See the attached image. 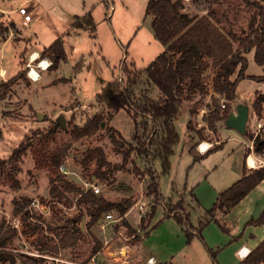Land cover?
<instances>
[{"label":"rangeland","instance_id":"obj_1","mask_svg":"<svg viewBox=\"0 0 264 264\" xmlns=\"http://www.w3.org/2000/svg\"><path fill=\"white\" fill-rule=\"evenodd\" d=\"M22 1L13 0L9 3L4 0L3 6L7 9L17 8ZM113 1L108 4L107 0H86L85 3L83 0H41L42 4L39 6L34 3L25 4L33 17L32 22L26 25L22 24V17L16 11L9 15L10 20L0 18V25L7 26V30L0 31V66L6 68L7 77H11L20 69L19 57H21L24 61L26 77L9 82L5 89L0 87V157H8L20 143H29L18 163L19 187H11L7 177L4 174L0 175V219H4L7 228L16 230L15 236L5 248L6 251L13 253L15 262L7 261L0 264H147L148 253H159L164 256L171 254L170 259L174 264H211L210 257L205 253L199 239L196 238L190 245L183 246L181 240L184 238V233L173 218L165 216L164 203L155 202L152 194L146 193L150 181L149 171L155 167L157 172L161 169L155 143L149 147L148 155L137 156L135 151L130 152L126 166L115 171L110 180L93 177L96 169L95 160L91 159L86 163L83 160L88 149L101 146L111 166L122 163L128 143H135L132 138L135 124L126 109L117 112L107 109L104 104L96 101L95 94L100 92L113 76H118L124 81L123 64L133 72L136 67H144L164 49L163 44L152 34L151 17L145 14L148 0ZM184 2V10L190 15H201L209 9L215 10L220 24L237 33L247 28L254 10L243 0H184ZM89 9H92L96 27L93 33L89 28L73 27V14H85ZM65 31L68 32L63 37L65 59L58 68L54 70L48 68L42 81L32 83L27 74L29 69L27 61L32 52L29 50L35 44L39 49L49 45ZM7 37L19 41L2 44L1 39ZM83 56L88 57V62H84ZM245 56L247 58L245 72L260 74L262 66L254 61V51L247 52ZM41 58L43 57L38 52L37 60ZM131 62H134L135 66ZM79 67L81 70L77 69ZM61 77L68 80L56 79ZM5 79L0 78V83L6 81ZM51 79L56 80L54 83L44 84L45 80ZM205 81L210 83L209 76ZM256 88H262L263 91L259 92L264 94V87L262 85L258 87L256 80L241 79L236 88L235 99L236 104L246 105L250 112L246 127L254 138L258 139L257 143L251 144L250 141L255 150L264 142V122L257 121V117L253 119L251 117ZM133 90L135 103H141L148 97L153 98L159 94V90L149 84L145 76L137 81ZM197 97L198 95L183 102L181 114L174 122L179 139L171 146L172 153L168 158L170 174L160 177L164 201L176 202L184 195L190 203L189 210L191 206L196 208L197 204L188 190L182 193L176 186L182 187L186 171L189 170L190 165L192 166L191 160H194V153L189 151L191 135L199 140L196 134L188 130L187 122L191 119L192 124L197 128L205 125L202 115L206 110L204 105L209 100V96L199 106L197 114L190 115L188 111ZM131 109L134 112V107ZM102 110L114 112L109 122L120 132L117 139L123 141V147L117 146L112 141L109 132L105 129V122L94 134L81 137L73 134L75 125L81 126L87 117ZM38 113L42 114L41 119H38ZM61 114L64 116L65 126L61 127L58 124L59 127L55 132H49ZM261 114L263 117L264 108ZM137 119L142 122L143 117L138 115ZM150 120L148 118L147 127L142 128V139L149 136L151 139L153 135L156 141H160L159 137L163 134L160 128L161 120L154 122ZM258 122L262 123L261 127L257 126ZM218 128V133L212 134L211 131L204 129L203 134L205 137L211 139L216 137L220 140L221 136L225 139L227 134L235 131L234 128L227 126L224 120L218 123ZM235 144V141H227L224 149L212 156L214 161L219 160L217 163H220L221 154L224 159L229 156L223 162L224 166L215 172V176L222 174L224 170H237L235 156H231L232 154L224 156V153L230 151ZM219 145L220 143L215 146ZM66 146L67 154L61 163L68 171V173L62 172L65 179L80 185H83V181H91L99 186L98 193L111 201L131 199L133 204L122 218L135 230L133 234L129 233L127 227L121 225L122 218L119 222L108 223L104 230L98 222L90 231H86L85 216L83 238L75 248L77 250L59 246L61 226L68 217L74 216L79 210H84L82 204H76L75 192L66 194L71 203L64 199L62 202L54 201L48 193L49 180L55 175L52 171L51 157ZM262 148L264 149V145ZM262 153L264 155V151ZM208 161L205 158L202 162L203 166H207ZM200 168V165H197L194 169L198 178ZM230 185L223 187L222 191ZM204 188L203 186L201 191L208 202L210 194L208 189ZM21 196L31 199L27 206L29 214L26 217L23 212L13 211L12 199ZM32 201L35 204H32ZM140 205H143V208H139ZM153 205L155 209L150 216L149 212L152 211ZM198 207L202 212V205L199 204ZM112 213H115V216L119 215L116 210H112ZM142 217L143 226H140ZM169 218L172 220H168ZM193 218L196 220L197 216L194 215ZM161 221L160 226L156 228ZM164 221L167 224L162 225ZM14 223L16 226H12ZM142 234L146 240L139 238ZM96 239L100 241L101 246L91 257V247ZM139 239L140 242L144 240L145 245L138 248L135 245L138 244ZM86 258L88 261L83 262ZM155 264L160 263L155 262Z\"/></svg>","mask_w":264,"mask_h":264},{"label":"trees","instance_id":"obj_2","mask_svg":"<svg viewBox=\"0 0 264 264\" xmlns=\"http://www.w3.org/2000/svg\"><path fill=\"white\" fill-rule=\"evenodd\" d=\"M243 1L246 5L252 6L254 10L251 13L247 28L237 33L233 29L221 25L220 19L213 9H209L201 15H190L184 10V0H148L145 14L151 17L152 34L155 39L163 44V51L158 53L144 67H136L133 72L123 64L124 81L118 76H113L102 90L95 94L96 101L104 104L107 109H112L114 112L126 109L125 111L135 124L132 133L135 143H128L122 163L113 166L107 159L103 147L95 146L88 149L86 160H83L85 163L91 159L95 160L96 169L93 177L110 180L115 171L126 166L130 152L135 151L137 156L148 155L149 147L155 143L161 169L159 172L153 169L149 171L150 181L146 193L152 194L155 202L164 203L165 216L173 218L182 227L186 242H190L194 236H199L203 240L202 229L209 222H214L219 228L226 230V227L215 217L216 211L220 210L227 213L264 178V164L250 170L244 169L238 180L218 194L213 205L205 210L204 217L198 219L197 224L191 221V213L188 209L189 202L184 195L176 202L164 201L160 189V176L166 174L170 168L168 158L172 153L171 146L177 143L179 139L174 122L181 114L184 100L193 99L198 95L188 109L190 115H195L198 113L203 100L209 96V100L204 105L206 110L202 115L205 125L197 128L192 124L191 119L186 125L190 132L202 139L205 137L203 134L205 128L215 133L217 122L226 119L231 111L232 102L236 98V88L241 79L251 78L256 81H264V0ZM0 14V18L3 17V14ZM73 27L76 29L89 28L92 33L96 29L90 12L82 16H75ZM1 30H7V26L0 25ZM251 50L254 51V61L263 67L260 75H250L245 72L247 68L245 55ZM41 54L51 58V67H57L60 59L64 58L65 55L62 39L58 37L43 47ZM20 62L21 65L24 64L23 60ZM131 64L135 66L134 62ZM142 76H145L147 82L159 90V94L153 98L148 97L141 103H135L133 87ZM208 76L210 83L205 81ZM18 78H26L23 69L8 80L1 81L0 87L5 89L9 82ZM222 98L224 99L223 107L221 106ZM263 104L264 94L256 91L252 106L258 119L262 117ZM131 107H134V112H132ZM114 112H104L103 110L94 112L86 118L81 126L75 125L73 127V134L76 137L94 134L102 126V122H105V129L109 132L112 141L117 146L123 147V141L117 139L120 132L109 122L113 118ZM138 115L143 117L142 122L137 119ZM148 118L152 122L161 120L160 128H162L163 134L159 137L160 141H156L153 135H151V139H149L150 136L142 139L141 131L142 128L147 127ZM58 127L59 125L55 122L49 132H55ZM243 135L252 140L253 143H257L258 139L254 138L247 127ZM263 145L264 142L260 143L258 150L262 151ZM28 146L29 143H20L8 157H0V175L4 174L9 185L13 188L19 187L17 174L20 168L18 163ZM66 154L67 146L59 149L51 157L52 171L55 175L49 180L48 193L54 201L62 202L64 199L70 202L66 194L67 192H75L77 194L76 204L83 205L84 210H79L74 216L68 217L61 226L62 233L59 235L58 242L61 247L77 250L75 248L83 238V231L80 228L83 215L87 218L85 230L90 231L109 211L116 210L119 215L123 216L132 206L133 201L129 198L111 201L103 194L94 192L91 187L83 190V185L65 179L64 174L59 171V165L63 162ZM189 192L191 197L195 198V195L191 191ZM30 200L26 196L14 197L12 199L13 211L15 213L23 212L26 217L29 214L27 206ZM151 209L150 216L153 214L155 206L153 205ZM143 221L144 218L142 217L140 226H143ZM249 222L256 224L264 222V209L257 218L251 219ZM121 225L127 227L130 234L134 233L135 230L123 218ZM117 227L116 225L115 228ZM15 234L16 230L7 228L4 225V219H0V262H15L13 253L5 250ZM100 246V241L96 239L95 244L91 247V257L99 250ZM205 246L211 254L214 264H217L215 251L209 246ZM87 261V258L83 260V262ZM245 261L251 262V264L259 262L264 264V239L251 251Z\"/></svg>","mask_w":264,"mask_h":264},{"label":"crops","instance_id":"obj_3","mask_svg":"<svg viewBox=\"0 0 264 264\" xmlns=\"http://www.w3.org/2000/svg\"><path fill=\"white\" fill-rule=\"evenodd\" d=\"M12 1L13 0H7V2H9V3ZM40 1L41 0H30L27 3H34V4L39 6L42 4V2H40ZM84 1L86 2V0H83V3H85ZM107 2H108V4H110L111 2H114V1L113 0H107ZM3 3H4V0H0V13H2L3 18L6 19L7 17H10L9 15L14 13L16 7L11 8V9H7L5 6H3ZM2 11H4L6 14H4ZM87 12L91 13L92 9L87 10L85 12V14ZM82 15H84V14L78 15L75 13V14H73V17L82 16ZM91 15H92V13H91ZM32 19H33V17L28 22H32ZM28 22H23V19H22L23 25H26ZM66 34H68V32L65 31L61 36H59V38L62 39L63 48H64L63 37ZM18 36H20L19 33H18ZM1 40H2V44L6 43L8 41H10V42L14 41L12 39L10 40L9 37H7L6 39H1ZM18 41H14V42H18ZM44 47H46V46H44ZM42 49H43V47L41 49H39L37 44H35L34 46L31 47L29 52L32 51L31 54L33 52H37V54H38V52H39V55H40L41 54L40 52H42ZM64 52H65L64 58L60 59L57 67H51V65H50V67H49L50 70H54V69L58 68L61 61L63 59H65V57H66L65 48H64ZM41 57L45 58V62H47L48 60H51V58L48 55H42L41 54ZM83 58H84V62H88V57L83 56ZM21 60H23V58L19 57L20 69L13 76H15L20 70L25 69L24 64L21 65V62H20ZM29 61H30V59L28 57L27 62H29ZM77 69L81 70V67H79ZM262 70H263V67H262ZM46 71H47V69L46 70H39V72H40L39 79L36 81L32 80V83L37 82V81H42ZM260 74H250V75H260ZM13 76H11V77H13ZM6 77H7L6 68L0 66V78L5 79ZM11 77H7V78L9 79ZM56 79H61V81L68 80L65 77L56 78ZM56 79H51L50 81L45 80L44 84L47 82L54 83V81ZM259 85H262L264 87V81H257V86L259 87ZM260 90L263 91L262 88H256L255 93H256V91H260ZM235 104L236 103L234 100L232 102V107H234ZM263 108H264V104H263ZM249 113L250 112L248 110V115H249ZM251 117H252V119H253V117H256V114L254 113L253 109L251 112ZM256 119H257V121L262 120L264 122V116L261 117L260 119H258V118H256ZM221 121L222 120L217 122L216 133H218V130H219L218 123ZM206 130H209V129L205 128V131ZM212 134H214V133H212ZM218 137L220 138V135H218ZM200 140H204L205 144L212 143V144H210L211 146H210V148H208V150L206 152H200L198 150L196 144ZM229 140L235 141L236 144L234 147L230 148V151L227 150L224 153V156H228L230 154H232L231 156H235L234 157L236 159L235 160L236 161V168L235 169H237V170H235V171H233V170L225 171L224 170L222 172V174L215 176V172L219 168L224 166L223 162H225L229 156L226 157V159H224L223 154H221V158H220L221 164L217 163V161H219V160L214 161L212 159L213 158L212 156H214L217 151H222L224 149L225 144ZM250 141L252 142V140L247 139V137L245 135L239 133L237 130H235L234 133H232V134H227L225 139L221 136L220 140H217L216 137L211 139L208 136L198 140L197 138H195V136L191 135L189 151L191 153H194V155H195L194 157L196 158V160L195 159L191 160V161H193L192 166L190 165L189 170L186 171L185 180H184V183L182 184V187L180 186L181 188H178L176 186V188L181 190L182 193H184L188 190V191H191L195 195V198H193V199L197 205L195 204L196 208L191 206L192 208L190 210L191 221L193 223L195 221L194 224H197L198 219H201L202 217H204L205 210L210 208L213 205L218 194L222 191V189H224L223 187H226V185H230L233 182H235L236 180H238L242 176L244 169L250 170L252 168H257V167H260L261 165H263V164H259V163L260 162L264 163V160H263L264 155L262 153L264 151V149L262 148V151L258 150V149L255 150L251 145V144H253V142L250 144ZM219 143H220V145L218 147L215 146V145H218ZM248 154H250L254 158V160L256 162L255 164L257 166L251 167V166L247 165L245 160H246V156ZM205 158L209 160L207 166H203V164H202V162ZM197 165H200V167H201L199 178L196 176L197 174L195 173V170H194ZM219 165H221V166H219ZM153 169L157 171L156 167ZM169 171H170V168L166 174H161L160 177H162L163 175L168 176L170 174ZM204 184H206V185H204ZM223 185H225V186H223ZM203 186L205 187L204 189H208L209 194H210L208 202L204 198L203 191H201V188ZM160 189H161V180H160ZM209 202H211V204L207 205V203H209ZM199 204L202 205V209H203L202 212L199 210L200 209L198 207ZM263 209H264V178L248 194H246L235 206H233L227 213H224L220 210L216 211L215 217L220 221V223H222L226 227V230H222L214 222H209L202 229L203 240L199 236H194L190 242H186L185 234H183L185 239L182 238L183 240H181V243L183 244V246L190 245L193 242V240H195L197 238L201 241L205 253L208 254V256L210 257L211 264H214V260L211 256V254L206 249L205 245L209 246L210 248H212L215 251V259H216L217 264H240L241 259L238 257L237 250L243 246V247H245L244 250L249 249L248 255H250L251 251L264 239V222H260L257 224L249 222L251 219L257 218ZM199 211H200V214H198ZM194 215L197 216L196 220H193ZM168 220H172V219L169 218ZM161 223H162V221L156 226V228L159 227ZM164 224H167V222L164 221V223L162 225H164ZM176 224H178V223L176 222ZM180 228L183 231L181 226H180ZM155 230H153V231H155ZM183 233H184V231H183ZM139 238L144 239L145 236L142 234L141 236L139 235ZM140 239L137 241L138 244L135 245L136 247L138 246V248L143 247V245H145L144 240H146V239L142 240L141 242H140ZM147 256H148V258L151 256L154 257L156 262L160 263V264L161 263H168V262H170L171 264H174L170 259L171 254H167V256L166 255L164 256V255H160L159 253H156V254L148 253ZM260 263H262V262H260Z\"/></svg>","mask_w":264,"mask_h":264},{"label":"built area","instance_id":"obj_4","mask_svg":"<svg viewBox=\"0 0 264 264\" xmlns=\"http://www.w3.org/2000/svg\"><path fill=\"white\" fill-rule=\"evenodd\" d=\"M28 1L30 0H24L19 6H17V8L15 9L16 12L19 13V15L22 17L23 19V22H28L31 20L32 18V15L30 14V12L28 11V8L27 6L25 5ZM4 14H6L4 11H2ZM7 20H10L9 17H7ZM38 56V55H37ZM32 54H30L29 56V59L30 61L27 63V66L29 67L28 71H27V74L28 76L31 78V80L35 81L38 77H40V72L39 70H46L49 68L50 64H51V61H47L45 62V58H41V59H38L37 58L34 60V61H31L32 59ZM37 60V61H36ZM36 61V63H34ZM35 68L37 71H38V74L37 75H34L32 76L30 74V71ZM223 101L224 99L222 98L221 99V106L223 107L224 104H223ZM257 126L258 127H261L262 126V123L261 122H258L257 123ZM205 143V141H200L198 144H197V148L200 152H206L208 150V148H210V143H207V145H205L204 147H202V144ZM250 154H248L246 156V163L247 165L250 166L249 164V159H250ZM59 170L63 173H68V171L65 169V165L64 164H61L59 166ZM88 187H91L93 189L94 192L98 193L100 188L99 186H97L96 184H93L91 182H88V181H83V189L86 190ZM32 204H35L34 201H32ZM38 206V204H37ZM139 208H143V205H140ZM116 214L115 213H112V211H109L107 213L104 214L103 216V219L99 222V225L100 227L104 230L105 229V226L110 223V222H119L120 219L122 218V215H118V216H115ZM12 226H16V224H12ZM245 247H240L238 250H237V254H238V257L241 259V262L240 264H251V262H248V261H245L246 257L248 256V253H249V249H246L244 250ZM155 259L154 257H149L147 259V264H155ZM256 264H262V263H256Z\"/></svg>","mask_w":264,"mask_h":264},{"label":"water","instance_id":"obj_5","mask_svg":"<svg viewBox=\"0 0 264 264\" xmlns=\"http://www.w3.org/2000/svg\"><path fill=\"white\" fill-rule=\"evenodd\" d=\"M42 114L38 113V119H41ZM248 120V107L243 104H236L233 109L228 113L226 119L224 120L227 126H230L237 130L239 133L243 134L246 128ZM57 124L61 127L65 126L64 116L61 114L57 118ZM104 122H102V125ZM84 190V189H83ZM85 215L82 216V221L80 228L84 229Z\"/></svg>","mask_w":264,"mask_h":264},{"label":"bare ground","instance_id":"obj_6","mask_svg":"<svg viewBox=\"0 0 264 264\" xmlns=\"http://www.w3.org/2000/svg\"><path fill=\"white\" fill-rule=\"evenodd\" d=\"M37 52H33L32 53V60L31 61H34L36 58H37ZM30 74L32 75V76H34V75H37L38 74V71L35 69V68H33L31 71H30ZM39 79V77L36 79V80H38ZM35 80V81H36ZM205 145H207V144H205V143H203L202 144V147H204ZM256 162H255V160H254V158L252 157V156H250V159H249V164H250V166L251 167H255V166H257L256 164H255Z\"/></svg>","mask_w":264,"mask_h":264}]
</instances>
